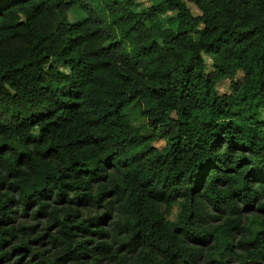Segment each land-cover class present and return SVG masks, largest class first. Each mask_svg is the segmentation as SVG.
<instances>
[{"label":"trees","instance_id":"1","mask_svg":"<svg viewBox=\"0 0 264 264\" xmlns=\"http://www.w3.org/2000/svg\"><path fill=\"white\" fill-rule=\"evenodd\" d=\"M138 5L0 0V264H264V0Z\"/></svg>","mask_w":264,"mask_h":264},{"label":"rangeland","instance_id":"2","mask_svg":"<svg viewBox=\"0 0 264 264\" xmlns=\"http://www.w3.org/2000/svg\"><path fill=\"white\" fill-rule=\"evenodd\" d=\"M136 1L139 3L138 8H142V7L148 6L151 3L156 2L158 0H136ZM189 6L191 7V9L193 10L194 13L198 12V9L195 7V5L189 3ZM175 12H176L175 10H167L161 14L163 20L165 21V25H172L174 23L173 18L175 16ZM83 15H85L84 10L72 9L68 12V18L70 20H76L77 18L82 17ZM204 59L206 61V70H211L212 69V59L207 54H204ZM242 76H243V73L238 72L236 75V78L241 79ZM217 90L219 93L231 92L229 79L223 78V79L219 80L217 83ZM139 119L141 120V118H139ZM260 120L264 121V108L261 110ZM153 144H155L157 146H161L163 144V140L162 139H156L153 141ZM178 208H179L178 205L175 204L174 207L172 208V212L170 214L171 218L175 217V214H176ZM38 225H39L38 228H40L41 223H38Z\"/></svg>","mask_w":264,"mask_h":264}]
</instances>
